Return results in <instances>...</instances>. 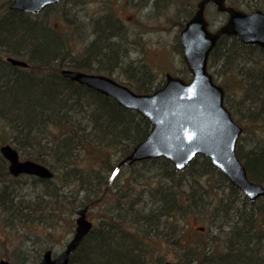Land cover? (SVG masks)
Here are the masks:
<instances>
[{
	"label": "trees",
	"instance_id": "16d2710c",
	"mask_svg": "<svg viewBox=\"0 0 264 264\" xmlns=\"http://www.w3.org/2000/svg\"><path fill=\"white\" fill-rule=\"evenodd\" d=\"M230 2L237 7L242 5L247 11L264 6V0ZM62 3L63 0L50 5L39 14L9 8L0 17V146L10 143L19 152L27 151L28 154L24 152L27 159L58 171L50 179L20 175L46 184L42 188L44 193L35 201L31 200L22 189H12L11 183L20 176L9 172L8 160L0 151V203L8 225L48 221L52 213L64 212L66 203L76 210L96 205L109 193L121 198L122 190L113 191L116 187L109 190V180L104 178L102 171L113 152L121 153L119 158L126 156L151 128L149 120L137 111L128 110L113 98L61 74L65 67L88 70L93 57L104 63L100 57L105 56L109 63L118 64L122 53L119 48L121 25L108 16L96 26L95 40L87 47L86 55L72 54L70 36L51 24V10ZM8 56L23 59L28 65H14L7 61ZM213 62L241 71L244 96L259 107L255 118L264 120V50L256 45H245L235 36H223L211 54L209 67ZM141 74L136 85L128 83L137 92H152L163 85L152 82V72L145 71L143 75L142 71ZM81 152L88 157H99L103 169L96 166L86 169L77 164ZM237 153L246 165L250 179L263 182L264 145H256L248 154L238 146ZM152 162L167 166L163 175L166 181L161 180L158 186L150 187L151 199L142 201L141 209L131 211L133 214L128 217L136 229L123 225L128 217L107 215L83 239L71 255L69 264H147L144 240L150 232L140 233L138 229H144L139 226L158 228L162 219L169 226L170 219L175 216L177 220L182 211L186 215L190 211L199 215L211 207L214 234L203 245L185 244L186 252L182 253L179 262L264 264V197L255 201L245 196L241 199V191L213 167L208 157L199 155L184 174L198 184L206 174L210 177L213 173L221 178L225 189L216 188L210 178L211 185L205 183L206 187L191 188L189 203L186 192L181 191V185L176 182L177 172L170 162L164 158ZM109 164H112L108 167L110 177L115 176L117 165ZM59 177L61 180L57 181ZM226 190L227 193L219 192ZM125 197L129 198L125 202L119 201L118 209L130 212L139 201L132 194ZM44 212L48 213L46 219ZM180 241L179 237L173 238L175 245L179 246ZM29 261L23 264H29Z\"/></svg>",
	"mask_w": 264,
	"mask_h": 264
},
{
	"label": "rangeland",
	"instance_id": "374dc122",
	"mask_svg": "<svg viewBox=\"0 0 264 264\" xmlns=\"http://www.w3.org/2000/svg\"><path fill=\"white\" fill-rule=\"evenodd\" d=\"M11 1L0 0V17L9 10ZM198 1L63 0L62 4L51 10L50 17L52 25L70 36V48L72 54L77 57L86 55L87 47L95 40L94 31L96 26L100 25L104 18L110 16L114 20H118L121 25L120 33H122L119 41V48L121 47L120 51L122 52L120 55L121 61L118 64L109 63V58L103 56L100 57L104 62L102 63L100 60L96 61L93 57V62L88 68L89 71H85L106 74L126 85L128 83L136 85L137 78L142 76L141 72L143 71L144 75V72L148 71L153 74L152 82L154 84H164L166 74L169 72L185 79L191 78L183 59L184 49L180 43L179 35L189 16L195 12ZM261 9L264 10V6ZM206 16L213 29L220 26L227 19V14L218 12L214 5H208ZM238 65L240 66V64ZM209 68L216 82L225 89V102L227 101L226 105L232 111L233 117L244 127V132L238 143L240 150L244 154H248L256 145H264V120L255 118V111L259 107H256V104H253L249 98L244 96L241 71L238 69L231 70L219 62H213V65ZM132 71L135 74H132ZM131 88L134 89V87ZM24 152H20L21 158L27 159L25 153L28 154V152ZM112 154L111 160L106 163L102 174L104 178L109 180V190L112 187H116L113 191L121 189L122 197L119 198L117 195L113 196L112 193H109L108 197L100 199L96 205L90 207L88 216L95 226L105 220L107 215L121 214L127 218L130 213L133 214L131 211L142 208V201L151 199L150 187L158 186L161 180L163 183L166 181L163 175L167 172V166L152 162L153 159H150L147 163H141L144 160L131 166L122 167L119 172L115 173V176L110 177L108 167L112 164L109 163L112 162L114 165H118L123 158L122 156L119 158L121 154L119 152H113ZM76 161L77 164H81L86 169H90L91 166L103 169L99 157H88L84 152L80 153V157ZM186 169L176 171V182L181 185L179 186L181 191L186 192L185 198L189 203L191 199L188 192L192 191L191 188L193 186L206 187V184L211 185L209 184L210 178L216 188L219 190L225 189V184L218 175L212 173L209 177L206 174L203 179H199L200 181L197 184L191 177L184 174ZM55 172L58 171H54V176ZM17 178L19 179L11 183L12 189H22L23 194H28L27 197L30 196L29 199L35 201L39 194L44 193L42 188L46 184L27 177V175ZM60 180L59 177L57 181ZM219 192L227 193L228 191ZM131 194L133 198L138 199L139 203L130 212L126 209L119 210L117 203L127 201L129 197L126 198L125 196ZM244 196L241 192L240 198L244 199ZM139 197H142L141 200ZM71 208L70 203H66L64 212L59 211L56 215L52 213L49 216L50 219L45 222L35 220L24 225L19 223L8 225L6 223L7 215L3 214L0 203V259H9L12 264H23L30 260L29 264H31L36 259L40 261L44 251L48 248L53 250L54 255L61 253L73 237L76 228L77 210L80 208L78 207L76 210ZM211 209L212 207L206 208L199 215L191 211L192 214L188 213L186 215L182 211L177 220L175 216L170 219L169 226L166 223L164 224L165 219H162L163 223L158 228L151 225L139 226L144 229L141 231L138 229L140 233H143L142 231L147 234L150 232L144 240L145 248H147L146 263L179 262L182 253L186 252L185 244L203 245L206 239L214 234L213 227H211L213 215ZM139 213H141L140 210ZM47 214V212H44V219L47 218ZM129 218L131 217L123 221V225L130 229H136ZM175 236L182 240L179 246L173 243Z\"/></svg>",
	"mask_w": 264,
	"mask_h": 264
},
{
	"label": "water",
	"instance_id": "95a60500",
	"mask_svg": "<svg viewBox=\"0 0 264 264\" xmlns=\"http://www.w3.org/2000/svg\"><path fill=\"white\" fill-rule=\"evenodd\" d=\"M61 1L12 0L10 9L39 14ZM208 5H214L218 12L227 14L226 21L215 29L211 28L206 16ZM223 36H235L245 45L264 49V10L246 11L230 4L229 0H199L179 35L184 49L183 59L191 78L185 79L169 72L164 84L152 92H136L106 74L61 69L64 77L113 98L151 123L146 137L121 159L117 170L147 159L164 158L176 171H182L197 156L203 155L250 201L264 196V184L250 179L247 167L237 153L244 128L225 103L224 87L216 82L209 70L210 56ZM7 61L18 66L28 65L25 60L12 56H8ZM0 151L8 160V170L13 176L54 177L49 166L33 159H21L20 152L10 143L2 144ZM89 210V206L77 210L74 235L63 251L54 255L49 248L37 264L70 263L71 255L94 227L88 216ZM0 264L12 263L1 258ZM165 264L181 263L167 261Z\"/></svg>",
	"mask_w": 264,
	"mask_h": 264
},
{
	"label": "flooded vegetation",
	"instance_id": "af4514ba",
	"mask_svg": "<svg viewBox=\"0 0 264 264\" xmlns=\"http://www.w3.org/2000/svg\"><path fill=\"white\" fill-rule=\"evenodd\" d=\"M262 183V182H261ZM264 184V183H263Z\"/></svg>",
	"mask_w": 264,
	"mask_h": 264
}]
</instances>
